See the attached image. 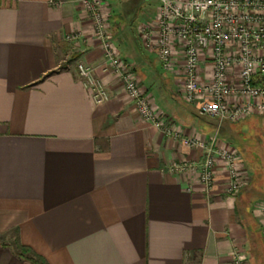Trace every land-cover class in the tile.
I'll list each match as a JSON object with an SVG mask.
<instances>
[{"label":"crops","instance_id":"crops-1","mask_svg":"<svg viewBox=\"0 0 264 264\" xmlns=\"http://www.w3.org/2000/svg\"><path fill=\"white\" fill-rule=\"evenodd\" d=\"M127 1L105 2L117 51L166 126L211 139L219 123L183 99L181 53L170 74L143 45L139 27L159 7L134 29ZM79 63L95 69L108 101L95 102ZM105 66L78 0H0V264H34L19 245L48 264H233L234 250L264 264V114L220 125L241 170V190L227 195L221 160L210 189L196 171L169 170L204 152L144 120Z\"/></svg>","mask_w":264,"mask_h":264},{"label":"built area","instance_id":"built-area-1","mask_svg":"<svg viewBox=\"0 0 264 264\" xmlns=\"http://www.w3.org/2000/svg\"><path fill=\"white\" fill-rule=\"evenodd\" d=\"M105 2L78 0L105 56V71L118 77L144 120L204 152L200 163L177 162L169 170L196 171L210 189L216 162L221 160L229 174L225 193L238 194L242 188L238 156L220 145L219 128L224 122L236 123L252 114H264V0H159L155 23L139 27L144 47L157 51L164 72L176 74L181 53L184 62L179 86L184 101L197 105L202 116L219 123L217 133L207 141L184 137L165 125L164 114L152 104L135 72L112 42ZM79 38V34L66 36L69 41ZM77 69L96 103L110 99L107 86L92 66L79 63ZM259 207L264 213V202ZM232 262L249 264L247 256L239 250L233 251Z\"/></svg>","mask_w":264,"mask_h":264},{"label":"rangeland","instance_id":"rangeland-1","mask_svg":"<svg viewBox=\"0 0 264 264\" xmlns=\"http://www.w3.org/2000/svg\"><path fill=\"white\" fill-rule=\"evenodd\" d=\"M128 3V4H127ZM126 5L128 6L129 4L132 5L133 7L136 8L137 12H134L131 17L128 16V23L132 24V27L135 29L137 26L141 23V21L146 18L148 14L151 12L153 13L154 10L159 7L160 2L159 0H128ZM150 98V97H149ZM176 99V97H174ZM151 99V98H150ZM183 102V101H182ZM185 104V103H183ZM164 114V117L168 119V115L166 114L165 110L161 111ZM197 115L201 118H205L208 120L204 121L205 123L207 122H215V125L217 126L218 121L216 119H212L206 116H202L199 114V112L196 110ZM225 123V122H224ZM222 123V127L225 125ZM224 124V125H223ZM221 127V128H222ZM221 131H219L220 134ZM263 145H264V140H263Z\"/></svg>","mask_w":264,"mask_h":264},{"label":"trees","instance_id":"trees-1","mask_svg":"<svg viewBox=\"0 0 264 264\" xmlns=\"http://www.w3.org/2000/svg\"><path fill=\"white\" fill-rule=\"evenodd\" d=\"M18 247L20 248L22 254L29 257L34 264H48L44 258L34 253L32 250H30V248H26L21 245H19Z\"/></svg>","mask_w":264,"mask_h":264}]
</instances>
